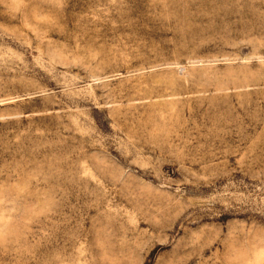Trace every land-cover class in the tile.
<instances>
[{
    "label": "rangeland",
    "instance_id": "1",
    "mask_svg": "<svg viewBox=\"0 0 264 264\" xmlns=\"http://www.w3.org/2000/svg\"><path fill=\"white\" fill-rule=\"evenodd\" d=\"M0 264H264V0H0Z\"/></svg>",
    "mask_w": 264,
    "mask_h": 264
}]
</instances>
